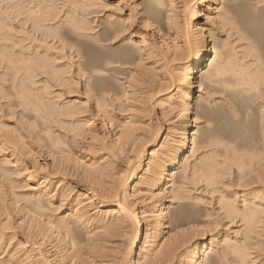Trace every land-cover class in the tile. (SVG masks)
Here are the masks:
<instances>
[{
  "label": "bare ground",
  "instance_id": "bare-ground-1",
  "mask_svg": "<svg viewBox=\"0 0 264 264\" xmlns=\"http://www.w3.org/2000/svg\"><path fill=\"white\" fill-rule=\"evenodd\" d=\"M0 264H264V0H0Z\"/></svg>",
  "mask_w": 264,
  "mask_h": 264
},
{
  "label": "rangeland",
  "instance_id": "rangeland-1",
  "mask_svg": "<svg viewBox=\"0 0 264 264\" xmlns=\"http://www.w3.org/2000/svg\"><path fill=\"white\" fill-rule=\"evenodd\" d=\"M197 3L199 4V1H197ZM196 3V5L198 6V4ZM23 16H21V17H19V19L20 18H22ZM29 25V23H26V26H28ZM216 32H217V30H216ZM223 32L225 33V30H223ZM223 32L221 31V33L223 34ZM220 32L218 31L217 32V34L215 33L214 35H213V41L215 42V44L217 45V47L218 48H224V49H221L223 52H226V53H228L229 54V52L230 51H232V50H235L236 52H237V54H238V51H239V54L240 55H242L244 52H245V48H246V40H244V39H238V40H236L235 39V36H230V37H228L227 38V36L228 35H226V33L225 34H219ZM216 35H218L217 37H216ZM220 35V36H219ZM226 37H225V36ZM222 36V37H221ZM221 38V39H220ZM231 38L234 40V42H235V44L233 45V40H231ZM230 40V42H228ZM236 40V41H235ZM244 40V41H243ZM192 41V40H191ZM222 41H225L224 43H221ZM194 42V41H193ZM192 42V43H193ZM228 42V43H227ZM233 42V43H232ZM241 42H243V44L241 43ZM227 43V44H226ZM232 43V44H231ZM237 43H239L238 45H237ZM210 44L211 43H209L208 45L210 46ZM228 44H230V45H228ZM244 45V46H242V45ZM223 45H226V46H224V47H220V46H223ZM229 46H232L233 48H236V47H238L237 49H233L232 47H229ZM234 46H236V47H234ZM226 47V48H225ZM227 47H229V48H227ZM244 47V48H243ZM232 48V49H231ZM231 49V50H230ZM226 50H228V51H226ZM235 51H232V52H230V53H235ZM229 55H232V54H229ZM240 55H238L239 57H240ZM238 56H232V57H238ZM231 57V58H232ZM248 58H246V60H247ZM246 60H243V61H246ZM207 62V61H206ZM205 62V63H206ZM208 90H206V92H207ZM212 92V91H211ZM209 92V94L208 95H214V96H211V97H209L210 99H217L216 101H219V100H223L222 102L221 101H219V102H221L223 105H225V106H228V104H226L227 103V100H225V99H228L227 98V96H226V93L225 92H221V91H215V92ZM220 92V93H219ZM216 97V98H215ZM218 97V98H217ZM220 97V98H219ZM223 97V98H222ZM225 97V98H224ZM233 99V101H234V105H236L235 106V109H240V112H238L237 111V116L236 115H233L234 117H229L228 115H226V113H227V111L226 110H224V107H223V105H216L217 106V108L215 107V106H209L212 110H213V112H216V116L215 117H213L212 118V120L210 121V123H209V126H210V128L212 129V131L213 130H215V131H213L214 133H216V135H217V137L218 138H220V137H227V138H236V137H238V135H239V133L240 132H242V129H243V126H244V122L243 121H245V119L243 118V115L246 113V111L247 110H252L253 109V107H248L247 106V102H246V100L244 99V97H238V96H236L235 98H232ZM224 102H225V104H224ZM253 106V105H252ZM159 110L157 109V112H158ZM224 111V112H223ZM239 118V119H238ZM197 121H198V123H203V121H204V119L203 118H197L196 119V123H197ZM235 121H238V122H242V124L241 125H238V124H232L233 122H235ZM197 123V124H198ZM212 123V124H211ZM220 123H222V124H220ZM200 124H198V125H200ZM192 126H194V124L192 123ZM222 127V128H221ZM239 130V131H238ZM189 153V152H188ZM107 236H109V235H107ZM127 238H128V234H126V233H124V232H121V233H119V234H116V235H111V239H109V238H107V239H109L111 242V244L110 245H112V247H115V249H118V247L119 246H121L120 244H122V246H123V248H124V246L127 244ZM109 240H108V243H109ZM120 243V244H119ZM138 244H139V242H138ZM111 247V246H110ZM111 247V248H112ZM120 248V247H119ZM120 249H122V248H120ZM113 250H114V248H113Z\"/></svg>",
  "mask_w": 264,
  "mask_h": 264
}]
</instances>
